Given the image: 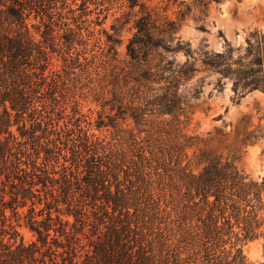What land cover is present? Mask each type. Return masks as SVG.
<instances>
[{"label": "trees", "instance_id": "1", "mask_svg": "<svg viewBox=\"0 0 264 264\" xmlns=\"http://www.w3.org/2000/svg\"><path fill=\"white\" fill-rule=\"evenodd\" d=\"M65 3L0 0V264H249L242 245L264 238V176L205 149L189 155L177 91L200 69L229 78L235 98L264 90V35L198 58L176 44L181 65L139 68L153 47L170 50L141 14L126 43L132 69L110 71L109 109L84 126L85 86L70 76L86 59L82 34H58L53 17ZM240 135L252 144L264 125Z\"/></svg>", "mask_w": 264, "mask_h": 264}, {"label": "rangeland", "instance_id": "2", "mask_svg": "<svg viewBox=\"0 0 264 264\" xmlns=\"http://www.w3.org/2000/svg\"><path fill=\"white\" fill-rule=\"evenodd\" d=\"M137 1L143 4V8L139 5L128 7L127 0H66L62 9L53 11L54 19L59 13L62 15L58 20L60 23L55 26L58 34L69 36L71 32L67 28L78 29L82 34L84 43L77 47L86 59L80 58L82 66L74 68L70 76L80 77L75 81L76 86H85L78 94L80 109L87 118L84 126L93 122L98 110L107 112L109 109L102 104L111 96L110 71L117 73L132 69L126 43L135 30V18L141 14L148 12L151 15L158 36L170 50L153 47L146 61L135 64L139 68H155L166 61L181 65L187 56L182 50H172L176 44L188 46L192 56L198 58L201 50L222 49L224 41L233 47H242L252 33L264 35V0ZM169 22L171 31L167 30ZM114 38L116 43H112ZM85 67L92 70L91 75L84 71ZM177 96L185 131L195 141L188 149L189 155L205 149L221 161L233 162L251 178L264 176V137L245 145L240 135L244 124L248 129L257 124L264 125V90L254 89L235 98L229 78H219L218 73L200 69L181 82ZM164 116L170 117L168 114ZM124 125L134 129L130 120ZM94 132L98 133L95 129ZM193 159L192 169L198 171L203 164ZM22 231L26 240L32 239L29 231ZM263 242L264 238H257L242 245L249 264L264 260Z\"/></svg>", "mask_w": 264, "mask_h": 264}]
</instances>
